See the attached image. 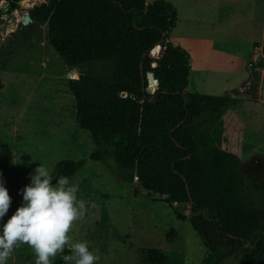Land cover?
<instances>
[{
	"label": "trees",
	"instance_id": "obj_1",
	"mask_svg": "<svg viewBox=\"0 0 264 264\" xmlns=\"http://www.w3.org/2000/svg\"><path fill=\"white\" fill-rule=\"evenodd\" d=\"M29 17L47 25L64 65L98 66L103 73L68 82L73 121L95 146L89 159L112 158L135 198L186 206L191 199L188 221L208 251L204 264L232 256L240 264H264V210L240 170L239 101L187 91L190 56L169 41L175 8L160 0H48ZM148 72L158 81L152 94L143 91ZM252 81L256 93L258 73ZM85 163L61 160L51 172L71 180ZM61 255L54 264H65Z\"/></svg>",
	"mask_w": 264,
	"mask_h": 264
},
{
	"label": "rangeland",
	"instance_id": "obj_2",
	"mask_svg": "<svg viewBox=\"0 0 264 264\" xmlns=\"http://www.w3.org/2000/svg\"><path fill=\"white\" fill-rule=\"evenodd\" d=\"M10 1L15 0H0V180L12 197L8 215L21 203L17 190L29 183L38 164L51 170L61 160L85 159L70 180L79 185L77 196L87 208L68 232L71 242L87 241L100 256L96 264H204L208 251L191 228L188 206L135 198L112 158L89 159L95 146L89 132L73 121L68 82L98 80L103 76L99 67L64 65L48 42L47 25L30 21L21 26L30 9L46 0H17L12 11ZM160 1L171 4L177 14L169 41L190 49L192 84L187 91L224 96L225 90L237 88L244 96L241 107L234 109L243 128L240 170L253 189L254 202L264 210V105L250 92L252 73H259L264 61L251 41L260 40L264 20H250L251 0ZM221 9L218 20L215 13ZM213 38L216 46L211 45ZM194 81L201 82L200 90ZM7 264H35V252L22 243ZM222 264L240 263L232 256Z\"/></svg>",
	"mask_w": 264,
	"mask_h": 264
},
{
	"label": "clouds",
	"instance_id": "obj_3",
	"mask_svg": "<svg viewBox=\"0 0 264 264\" xmlns=\"http://www.w3.org/2000/svg\"><path fill=\"white\" fill-rule=\"evenodd\" d=\"M29 175V183L17 190L21 203L10 215L12 197L0 180V264H7L14 247L22 243L35 252V264H53L58 253L65 264H96L100 256L88 242L73 243L68 235L73 222L87 211L77 196L79 185L66 175L54 178L45 164ZM65 246L69 254H63Z\"/></svg>",
	"mask_w": 264,
	"mask_h": 264
},
{
	"label": "crops",
	"instance_id": "obj_4",
	"mask_svg": "<svg viewBox=\"0 0 264 264\" xmlns=\"http://www.w3.org/2000/svg\"><path fill=\"white\" fill-rule=\"evenodd\" d=\"M251 4H252L251 5L252 12L250 13V20L252 22H254L256 20H258V21H260L262 19L264 20V0H251ZM214 9H216V11H218L216 7ZM223 11L224 10L221 9L218 13H215V16H216V18L218 17V20H219V17L222 16ZM216 18H215V20H217ZM261 33L262 34H261L260 40L256 39V41H251L253 43V46H254V51H257L259 54L261 52H263L262 49L264 47V22H263V28H262ZM218 43L219 42H218L217 38H213L211 40V45H213V46H216ZM174 46H177V45H174ZM184 50H186L187 53H190L189 47H185ZM259 54H258V56H259ZM189 61H190V59H189ZM259 66H260V68L258 70L259 73H258V82H257L258 88H257V92L255 94H256V102H257V104L263 106L264 105V64L259 62ZM191 71H192V63H190V73H189V81H188L187 90H188V87L192 84L190 82ZM200 73H202L201 69L199 70V75H202ZM204 73L206 74V72H204ZM256 74H257V72H253L252 73V77H255ZM238 82H239V80H238ZM236 83L237 82H235L234 84H236ZM201 86H202L201 82L194 81L193 87L195 89L200 90ZM240 87H241V85H239L238 88L240 89ZM236 89L234 88V90L232 92H230V93L228 91H226V90L224 92H226L225 95L233 96L234 98H236L239 101L238 107L240 108L241 107V103L244 101L243 100L244 96L242 95V93L240 94ZM239 108H238V110L240 111Z\"/></svg>",
	"mask_w": 264,
	"mask_h": 264
},
{
	"label": "water",
	"instance_id": "obj_5",
	"mask_svg": "<svg viewBox=\"0 0 264 264\" xmlns=\"http://www.w3.org/2000/svg\"><path fill=\"white\" fill-rule=\"evenodd\" d=\"M48 2V0L45 1V3ZM7 4V3H6ZM30 22V17L28 15H26L24 17V21L21 23V26H26L28 23ZM2 45V42H0V47ZM263 58H264V53H263ZM155 66V65H154ZM141 76H142V80L144 79V75L142 73V70H141ZM154 79L155 82H156V88L154 90L151 89V87L149 86V83H148V80L149 79ZM145 79L147 80V87H143V91L146 92V93H149V94H152L156 89H157V86H158V81L154 78L153 74L148 72L145 74ZM153 91V92H152ZM126 94L125 93H122L121 94V97H125ZM189 209H191L192 207V202H191V199H190V203H189Z\"/></svg>",
	"mask_w": 264,
	"mask_h": 264
},
{
	"label": "bare ground",
	"instance_id": "obj_6",
	"mask_svg": "<svg viewBox=\"0 0 264 264\" xmlns=\"http://www.w3.org/2000/svg\"><path fill=\"white\" fill-rule=\"evenodd\" d=\"M28 1H30V0H23V2H28ZM17 22V21H16ZM148 83H149V86L151 87V89H154V88H156V82H155V80L154 79H149L148 80ZM173 204H176V203H173Z\"/></svg>",
	"mask_w": 264,
	"mask_h": 264
},
{
	"label": "built area",
	"instance_id": "obj_7",
	"mask_svg": "<svg viewBox=\"0 0 264 264\" xmlns=\"http://www.w3.org/2000/svg\"><path fill=\"white\" fill-rule=\"evenodd\" d=\"M262 56H263V53H262ZM257 61H259V58H258V60Z\"/></svg>",
	"mask_w": 264,
	"mask_h": 264
}]
</instances>
